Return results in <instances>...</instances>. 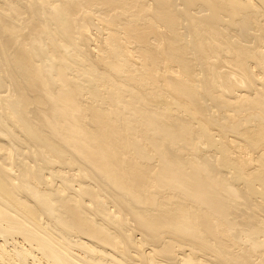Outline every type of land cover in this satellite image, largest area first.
Listing matches in <instances>:
<instances>
[{
  "label": "bare ground",
  "instance_id": "obj_1",
  "mask_svg": "<svg viewBox=\"0 0 264 264\" xmlns=\"http://www.w3.org/2000/svg\"><path fill=\"white\" fill-rule=\"evenodd\" d=\"M0 264H264V0H0Z\"/></svg>",
  "mask_w": 264,
  "mask_h": 264
}]
</instances>
